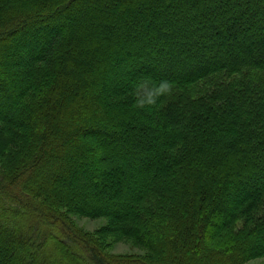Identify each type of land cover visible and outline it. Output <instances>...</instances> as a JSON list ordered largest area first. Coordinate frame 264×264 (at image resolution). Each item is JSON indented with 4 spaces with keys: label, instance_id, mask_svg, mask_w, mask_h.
<instances>
[{
    "label": "trees",
    "instance_id": "trees-1",
    "mask_svg": "<svg viewBox=\"0 0 264 264\" xmlns=\"http://www.w3.org/2000/svg\"><path fill=\"white\" fill-rule=\"evenodd\" d=\"M0 125V264L264 257V0H0Z\"/></svg>",
    "mask_w": 264,
    "mask_h": 264
},
{
    "label": "rangeland",
    "instance_id": "rangeland-1",
    "mask_svg": "<svg viewBox=\"0 0 264 264\" xmlns=\"http://www.w3.org/2000/svg\"><path fill=\"white\" fill-rule=\"evenodd\" d=\"M1 129V125H0ZM71 219L74 221L76 226L81 230H84L88 233L96 234V231L103 225L107 223V220L104 218L100 219H90L81 217L78 215H71ZM111 242V246L108 249V252L112 254H143L144 250L135 246L131 241H114L112 237H108L107 239ZM248 264H264V257L256 258L250 261Z\"/></svg>",
    "mask_w": 264,
    "mask_h": 264
}]
</instances>
